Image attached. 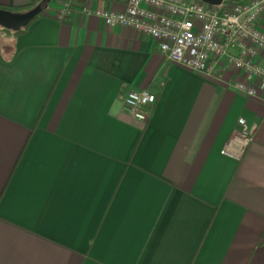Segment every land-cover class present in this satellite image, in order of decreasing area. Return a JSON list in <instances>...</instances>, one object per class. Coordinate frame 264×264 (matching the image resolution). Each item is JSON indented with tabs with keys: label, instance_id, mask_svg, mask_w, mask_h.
I'll return each mask as SVG.
<instances>
[{
	"label": "crops",
	"instance_id": "crops-1",
	"mask_svg": "<svg viewBox=\"0 0 264 264\" xmlns=\"http://www.w3.org/2000/svg\"><path fill=\"white\" fill-rule=\"evenodd\" d=\"M64 2L0 31V264H264V87L249 97L226 63L195 72L108 29L96 11L126 0L58 19ZM143 89L148 121L124 103ZM241 117L255 140L223 153Z\"/></svg>",
	"mask_w": 264,
	"mask_h": 264
},
{
	"label": "built area",
	"instance_id": "built-area-1",
	"mask_svg": "<svg viewBox=\"0 0 264 264\" xmlns=\"http://www.w3.org/2000/svg\"><path fill=\"white\" fill-rule=\"evenodd\" d=\"M74 3L65 0L58 19L71 15ZM126 3L124 11L100 9L96 14L108 29L124 26L153 38L169 63L206 74L226 63L241 75L235 84L239 91L253 97L264 87V0L227 1L222 8L199 0ZM156 101V93L148 89L131 90L124 97L128 113L143 121H148ZM239 126L223 153L237 156L229 151L234 141L241 144L240 154L255 140L256 123L241 117Z\"/></svg>",
	"mask_w": 264,
	"mask_h": 264
},
{
	"label": "water",
	"instance_id": "water-1",
	"mask_svg": "<svg viewBox=\"0 0 264 264\" xmlns=\"http://www.w3.org/2000/svg\"><path fill=\"white\" fill-rule=\"evenodd\" d=\"M208 3L213 6H220L226 0H199ZM239 2L241 0H227ZM43 12V6L41 4L35 6L24 12H14L7 9L0 8V26L9 30L19 31L27 26L32 20H34L39 14Z\"/></svg>",
	"mask_w": 264,
	"mask_h": 264
},
{
	"label": "trees",
	"instance_id": "trees-1",
	"mask_svg": "<svg viewBox=\"0 0 264 264\" xmlns=\"http://www.w3.org/2000/svg\"><path fill=\"white\" fill-rule=\"evenodd\" d=\"M46 0H39V1H32L29 5L27 6H24V7H18V8H9V7H0L2 9H7V10H11V11H14V12H24V11H27L31 8H34L35 6L39 5V4H42L44 5V2ZM40 17V14L34 19L32 20L27 26H25L24 28H22L21 30L19 31H13V30H9V29H6V28H3L0 26V31L3 32V33H7L9 35H19V34H22V33H25L27 32L28 28L30 27L31 23L33 21H35L37 18Z\"/></svg>",
	"mask_w": 264,
	"mask_h": 264
},
{
	"label": "rangeland",
	"instance_id": "rangeland-1",
	"mask_svg": "<svg viewBox=\"0 0 264 264\" xmlns=\"http://www.w3.org/2000/svg\"><path fill=\"white\" fill-rule=\"evenodd\" d=\"M227 1H225L222 5L219 6V8H222V6H224V4H226Z\"/></svg>",
	"mask_w": 264,
	"mask_h": 264
}]
</instances>
